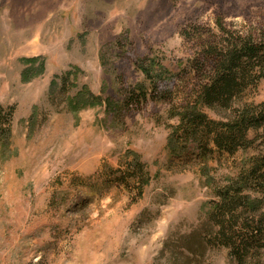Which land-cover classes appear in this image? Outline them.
I'll use <instances>...</instances> for the list:
<instances>
[{
    "label": "rangeland",
    "instance_id": "374dc122",
    "mask_svg": "<svg viewBox=\"0 0 264 264\" xmlns=\"http://www.w3.org/2000/svg\"><path fill=\"white\" fill-rule=\"evenodd\" d=\"M207 33L219 45L231 33L264 42V0H0V110L10 114L0 264L233 263L225 247L196 258L181 243L206 223L218 188L264 157V127L249 128L234 153L212 142L203 155L194 141L176 157L168 149L183 105L211 75L197 67ZM140 60L154 63L150 78L169 75L166 96ZM83 86L100 100L71 110ZM136 87L144 98L124 106ZM262 103L264 76L230 107H198L222 122ZM134 155L149 174L141 195L120 181ZM249 188L264 212V191Z\"/></svg>",
    "mask_w": 264,
    "mask_h": 264
},
{
    "label": "trees",
    "instance_id": "16d2710c",
    "mask_svg": "<svg viewBox=\"0 0 264 264\" xmlns=\"http://www.w3.org/2000/svg\"><path fill=\"white\" fill-rule=\"evenodd\" d=\"M221 29L226 32L224 27ZM191 30L201 36L204 32L202 28L196 26ZM204 36L208 42L201 43L202 52L199 53L197 67L203 71L202 73L206 67L210 68L211 75L183 105L180 123L168 137L171 156L176 157L183 153L189 141L197 143L202 155L211 151L209 142L220 151L234 153L245 143V133L249 128L264 127V103L259 106V110L246 105L239 109L232 121L222 122L208 120L198 107L200 102L209 106L230 107L234 98L240 97L245 86L258 82V79L264 76V42H255L249 37L234 36L231 33L227 35L228 39H224L219 45L209 33ZM38 59L40 57H30L26 62L35 63ZM152 63L147 64L144 60L137 62V67L147 78L152 76L154 64ZM71 75V70L65 71V74L59 77L61 84L66 85ZM168 76L166 72H162L155 78H150L154 84H165L162 89L163 96L170 91L169 86H166ZM57 78L55 75L50 81V92L59 85ZM144 96V90L136 87L128 93L124 106L133 102L139 103ZM95 100L99 101L100 98L83 86L69 97L68 106L75 111L95 103ZM9 117V113L0 110V143L8 139ZM128 160L126 170L121 171L120 181L126 187L130 183L138 185V194L141 195L149 174L137 155ZM246 186L250 187V190L264 191V157L254 158L249 169H241L239 177L229 185L218 188L217 201L208 212L206 223L182 239V249L199 258L208 248L225 247L229 251L232 264H264V212L259 210L262 201L258 199L259 197L251 198L249 194L244 193Z\"/></svg>",
    "mask_w": 264,
    "mask_h": 264
}]
</instances>
